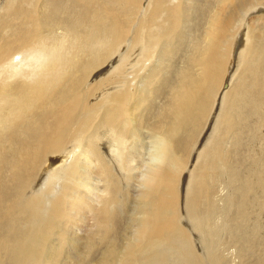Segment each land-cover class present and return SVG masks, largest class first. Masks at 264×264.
I'll return each mask as SVG.
<instances>
[{
    "label": "bare ground",
    "instance_id": "1",
    "mask_svg": "<svg viewBox=\"0 0 264 264\" xmlns=\"http://www.w3.org/2000/svg\"><path fill=\"white\" fill-rule=\"evenodd\" d=\"M200 1L0 0V264H56L64 246L74 264L95 246L96 264H225L223 234L240 258L264 246V24L247 27L230 69L237 32L223 15L239 0L205 16ZM69 211L88 215L85 236L57 231Z\"/></svg>",
    "mask_w": 264,
    "mask_h": 264
},
{
    "label": "rangeland",
    "instance_id": "2",
    "mask_svg": "<svg viewBox=\"0 0 264 264\" xmlns=\"http://www.w3.org/2000/svg\"><path fill=\"white\" fill-rule=\"evenodd\" d=\"M101 3H104V1H108L109 2V0H99ZM197 1H200V0H197ZM202 1H205V3L204 2H202ZM211 1H212V3H211ZM218 1V0H217ZM217 1L216 0H210V1H208L207 0V5L209 4V5H211V6H209V7H207V5H206V0H201L200 2H198V3H200V4H202V12H204V11H206L205 12V14H204V16L205 15H209V13L207 14V9L206 8H209V10H208V12H210L211 11V9L212 8H215L217 5H216V3H217ZM240 1L243 3L244 2V0H239V1H234L232 4H231V6L229 7V8H226V9H224L225 10V12H224V19H225V21H228V23H229V25L231 26V30H232V32L234 33H236L235 34V40L237 39V41H236V44L234 45L233 43H235L234 41H233V43H232V46H233V50H232V54L230 55V58H229V61H228V63H229V67H230V69H231V67L233 66V64H235L236 63V60H235V53H236V50L238 49V44H239V42H240V40H242V41H244V39H245V34L247 33V27H249L250 26V28H253V29H256V27H257V25L259 24L260 26L261 25H263L264 24V22L262 21V23L260 22V21H258V20H256V17L257 16H264V0H245V2L243 3V4H240ZM209 2V3H208ZM250 2V3H249ZM254 2V3H253ZM255 2H257L258 3V5H257V3H255ZM211 3V4H210ZM255 5H253V4ZM262 4V5H260V4ZM203 4H204V6H206V7H203ZM213 5H214V7H213ZM240 5V6H239ZM253 6V7H252ZM250 8V9H249ZM252 8V9H251ZM204 9H206V10H204ZM220 9V8H219ZM248 9V10H247ZM261 9V10H260ZM243 11V12H242ZM259 11V12H258ZM244 12H246L245 14H244ZM261 12L263 13V14H261ZM241 16V17H240ZM244 17V18H243ZM246 17V18H245ZM255 19V20H254ZM250 20V21H249ZM203 22H205V21H203ZM203 22H201V23H199V25L201 24V29H200V31H202L203 30V28H205V26H204V23ZM245 22V23H244ZM248 22H250V23H248ZM202 23H203V25H202ZM253 25V26H252ZM256 25V26H255ZM258 25V26H259ZM199 27V28H200ZM249 29V28H248ZM258 30L259 31H261V29H259L258 28ZM256 32H255V34L256 33H258V31L257 30H255ZM240 32V33H239ZM257 35V34H256ZM171 43H172V46L173 47H175L176 45H177V43H176V41L175 40H172L171 41ZM188 43V42H187ZM244 44H245V41H244ZM244 44H243V46H244ZM183 46V45H182ZM176 48H178V45L176 46ZM180 50L182 49V47H180L179 48ZM182 51V50H181ZM180 51V52H181ZM238 51V50H237ZM179 52V53H180ZM177 53H178V51H177ZM238 53V52H237ZM233 54H234V56H233ZM179 54H174V56H176L175 58H173V59H169V64H167L165 67H163V69L161 70V72L159 73V75L157 76V78H156V80H155V82H154V84H153V89H155L156 88V86H157V84H158V82H159V78H160V75H164V74H166L167 72H171L172 70H174L173 69V64H175V63H180V59H179V56H178ZM173 56V57H174ZM234 59V60H233ZM183 62H186V60L184 59V58H182L181 59ZM106 66V67H105ZM109 61L105 64V65H103V69H105V68H109ZM102 68V67H101ZM111 68H113V67H111ZM100 69V68H99ZM235 69H236V67H234V71H235ZM98 70V69H97ZM96 70V71H97ZM106 70V74L105 75H103V77L105 76H107L108 75V73L111 71V69H105ZM98 71H100V70H98ZM227 77H230V70L227 72ZM226 87V86H225ZM225 88H223L222 90H223V92L225 91L224 90ZM223 92H221L220 91V94H222ZM220 94H219V97L217 98V101L213 104V106H212V109H211V112H210V114H209V116H208V118L205 120V123H204V125H203V127L200 129V131H199V133H198V135H197V137H196V139H195V142H194V147L192 146V148H191V150H190V154H189V157H188V159L190 160H187L188 161V164H187V169H189V170H185L184 172L186 173V175L183 177V181H180V194H181V192H182V194L184 193V191H185V188H186V185H187V180H188V175H190V173H191V171L193 170V168H194V166L196 165V162H197V158H198V154L204 149V145H206L207 144V142L209 141V139L211 138L210 136H212V134H213V128H214V124H215V122H216V120H217V115H219L218 113H219V111H220V108H221V98H222V95L220 96ZM151 100H155V97L154 96H151V97H149L148 99H147V105H149L150 104V102H151ZM90 101H91V103L92 102H94L95 100H92V99H90ZM220 101V102H219ZM212 132V133H211ZM244 140H246V141H244V143L246 142L247 144H249V145H247L246 143H245V147H246V158H248V155H256V153L258 152V149H256V147L258 148V144L256 145L255 143L254 144H252L251 143V141H249L248 139H244ZM250 142V143H248V141ZM228 141H230V139L228 140ZM149 143V140L147 141V144ZM230 143V142H229ZM253 145V146H252ZM227 147L229 146V144H227L226 145ZM253 147V148H252ZM149 148V147H148ZM249 148V149H248ZM255 148V149H254ZM251 150V151H250ZM148 150H146V156H147V158H148V156H149V152H147ZM249 151V152H248ZM253 151V152H252ZM257 151V152H256ZM249 153V154H248ZM146 156H145V158H146ZM147 158H146V160H147ZM237 160H239V157H237L235 160H234V162L235 161H237ZM247 160V159H246ZM249 165V166H248ZM191 166V167H190ZM251 166V167H250ZM242 168L246 171H244L245 173H246V175L248 176V178H247V176L246 177H244L245 179L247 178V179H250V181H253L254 180V177L256 176V172H257V168L255 167V166H253V164H251L250 163V161L249 160H247V162L244 164V166H242ZM249 169V170H248ZM250 170H252V171H250ZM256 170V171H255ZM250 171V173H248V172ZM183 172V173H184ZM183 176V175H182ZM185 178V179H184ZM185 180V181H184ZM184 184V185H183ZM183 189V190H182ZM254 196L256 197V193L254 192ZM253 196V197H254ZM252 199H255L256 200V198H252ZM252 207V206H251ZM255 209H257V207H254ZM76 211V210H75ZM72 212V211H71ZM70 211L68 212V213H66V215L64 216V218H63V222H65V224L62 222V223H60V225H63V226H58L59 228H58V230L57 231H63L62 232V234L64 233V235H65V232L67 233V234H69L70 235V233H72L71 235H75V234H77L76 232L78 231V233L80 234V237L81 236H85V234H81V232L82 231H84L85 233H86V231L85 230H88L87 228H85L86 227V223H85V221H87L88 222V219H89V217H88V215L86 214V213H83V212H79V211H77V213L76 212H73L75 215H73L72 213H71ZM83 213V214H82ZM261 215H260V217L262 218V220L264 221V211H261ZM72 216V218L70 217V215ZM80 214V215H79ZM84 214H86V216L87 217H85L84 216ZM255 214V213H254ZM253 214V215H254ZM252 215V214H251ZM68 216V217H67ZM75 216H77L78 218H79V220L81 219L82 220V218L83 219H85V220H78V219H76V217ZM82 218H81V217ZM75 219H74V218ZM85 217V218H84ZM87 218V219H86ZM66 219L69 221H66ZM70 220H71V222H70ZM73 221V222H72ZM77 221V222H76ZM73 223V224H72ZM71 224V225H70ZM65 226H67L66 228H65ZM71 226V228H69ZM61 227L63 228L64 227V230L63 229H61ZM72 228H73V230H72ZM66 229V230H65ZM70 230V233H68L67 232V230ZM77 229V230H76ZM258 231V230H257ZM262 231H264V229L262 230ZM261 233V230H259L258 231V235H260V233ZM241 233V232H240ZM79 234H77V235H79ZM257 233L256 232H254V235H256ZM227 234H223V236L221 237V239H222V241H221V244L218 246V255L222 258V259H224V257L226 258L227 257V259H224L223 261H224V263L226 264V262L228 263V264H263V263H258V261L259 260H262V259H264L263 257H264V246L262 247V246H257V247H255L254 249H259V251L258 250H253L254 252H252L251 253V251L250 252H245V253H242V255L244 254V256H243V258H246L245 259V261L244 262H242V259L243 258H240V257H238L239 256V250H237L238 248H239V246H240V248H242V246L240 245V243L241 242H238L237 244L236 243H233V241H235V240H233L232 239V237L230 236H226ZM253 234L251 233V236H252ZM258 235H256V237L258 238L259 236ZM264 234H261L260 236H263ZM240 236H241V234H240ZM55 236H53L52 238H54ZM196 237V236H195ZM227 240H226V239ZM231 238V240H229ZM235 238V237H234ZM261 238V237H260ZM196 239H198L197 237L196 238H194V237H192V241H194V245L196 246V248H197V251H198V253H204V251L202 250V249H200L199 248V246H200V240L198 241V240H196ZM226 240V241H225ZM246 240L248 241V239L246 238ZM219 241V240H218ZM226 242V243H225ZM230 242V243H229ZM198 244V245H197ZM52 245V244H51ZM233 245V246H232ZM236 245V246H235ZM225 246V247H224ZM66 247L67 246H64L62 249H64L62 252H61V257L58 255V257H57V260H56V264H74L73 262H67L68 260V255L70 254V256L74 253L72 250H70L68 247V249H66ZM239 248V249H240ZM82 249H84L83 247H81V248H79V250L78 251H75V252H81V254L79 255V257H81V258H79L80 260H81V262H83V264L85 263V264H96V262L94 261L96 258H97V260L99 259V257L101 256V254H102V252H103V247H99V246H95V247H93L91 250H89V252H88V250L85 252V250L86 249H84V250H82ZM199 249H200V251H199ZM223 249V250H222ZM263 249V250H262ZM102 250V251H101ZM224 250H225V253H224ZM61 251V250H60ZM67 251H70V252H67ZM72 251V252H71ZM223 251V253H224V256L222 255L223 253H221ZM257 251V252H256ZM49 252H53L52 250H49ZM220 252V253H219ZM62 253H64V254H62ZM69 253V254H68ZM120 254H119V256H118V258L119 257H121L122 256V251L121 252H119ZM60 254V253H59ZM65 254H67V256L65 255ZM86 254H89V255H87L86 256ZM226 254V255H225ZM247 254H250L249 256H247ZM84 255V256H83ZM222 255V256H221ZM65 256V257H64ZM246 256V257H245ZM85 259H84V258ZM248 257V258H247ZM258 257V258H257ZM262 259H261V258ZM65 258V259H64ZM94 259V260H93ZM96 260V261H97ZM119 260H120V258H119ZM118 260V261H119ZM256 260H258V261H256ZM93 261V262H92Z\"/></svg>",
    "mask_w": 264,
    "mask_h": 264
}]
</instances>
